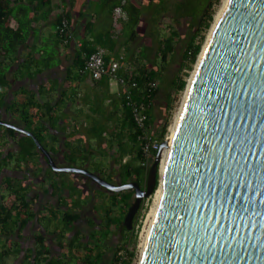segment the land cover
<instances>
[{
  "label": "trees",
  "instance_id": "1",
  "mask_svg": "<svg viewBox=\"0 0 264 264\" xmlns=\"http://www.w3.org/2000/svg\"><path fill=\"white\" fill-rule=\"evenodd\" d=\"M39 1L44 4L50 0ZM101 1L109 7L106 14L108 21L107 29L95 36L97 44L87 39L90 34V23L84 26L83 36L79 38L81 40H78L76 39V28L72 27L68 13L62 11L54 19L55 45H63L70 53L71 64L67 67L64 82H69L75 87H70V89L64 87L60 92V98L62 99L68 92L72 94L76 92L77 79L80 76H86L81 73L84 59L96 49L103 48L106 68H109L115 60L119 63L117 74L123 79L124 87H118L115 94L121 106V112L113 119L114 129L107 134H103L102 131L97 132L96 128H94L95 131L77 134V136H73V132L67 134L66 141L63 143L65 149L63 154L65 160L77 167L91 165L94 172L103 175L109 182L115 180L117 176L121 183L134 179L139 184H143L149 165L141 164V142L138 136L142 130L133 120L125 94L129 92L130 102L143 107L147 116L145 127L161 142L166 135L174 104L179 98L178 95L185 89L186 76L196 63L205 32L211 25L220 0ZM120 1H125L121 7L126 18L118 21V25L115 26L111 11L120 4ZM9 4L10 0H0V88L7 86L12 89L13 94L24 92L22 103H16V101L11 103L10 101L9 108H15V111L11 113H17L19 123L31 131L44 145L45 122L49 127L54 128L60 124L62 118L56 114V103L51 104L49 98L43 103L39 101L37 94L45 93L43 89L33 93L21 88L16 90L12 88L9 78L12 63L17 59H22L23 62L18 65V71L23 74L31 64L42 63L40 61L42 58L35 55V52L39 51L35 46V41L27 42L30 32L34 33L38 29V26L34 25V19L29 16L32 7L28 3L23 5L20 3L21 5L17 8L18 12L15 14L14 8ZM143 16L147 29L145 34L139 37L136 27ZM62 17L68 21L66 31L69 32L70 37L59 33L56 29ZM181 22H185L184 32L179 29ZM37 23L42 26L40 22ZM115 35H122L126 38V52L123 54L116 51ZM136 39H139L138 44L133 47L134 50H131L130 44ZM46 54L49 55V59H52L55 51ZM101 78H105L108 83L111 82L108 74H103L99 79ZM150 82H155V87H151ZM47 94L49 96V93ZM4 101L3 94L0 93V106L4 105ZM96 111L98 112V109ZM114 113L115 111L111 112V114ZM98 122L100 120L92 119L91 124L87 125L93 127ZM0 128L5 134L0 136V187L2 188L0 191V264H4V258L11 253L20 252L19 242L16 241L20 238L18 232L31 218L37 219L38 224H43L45 229L51 227L54 238L59 237L60 239L59 247H65L69 255H76L77 261L81 264H101L103 252L100 251V247L103 243L105 244L110 234H118V238L114 239L111 246L107 248L112 253L106 264H133L137 257L138 237L135 223L143 208V202H141L134 215L132 228L126 229L123 225V218L133 200V191L123 190L111 196L99 191L93 192L92 195L96 196L93 209L99 212L98 218L103 223H100L99 229L94 230V234L88 237L82 236L78 227L77 232H73L75 223L80 222L85 207L90 201V199L86 200L82 187L65 180L61 181V186L55 179L56 177L53 178L50 175V195L56 201L62 200L60 206L65 210L59 219L58 206L50 200H41L38 203L40 210L35 213L32 208L35 205L34 198L39 197V192L33 195L34 198H29L30 187L23 183V179L17 174H4L2 170L9 168L11 161H14L11 166L14 172L21 170V165L27 167L35 163L37 167L31 171L37 174L41 167L38 160L40 151L31 136L1 124ZM101 129L103 130V126ZM51 136L53 140H57V135ZM91 139L94 140L91 142ZM12 145L14 149L11 150L9 148ZM103 145L107 147L105 150L97 148ZM49 148L52 152L56 151L53 144ZM95 153L109 157L112 164L101 163V160L96 162L93 160ZM152 159L153 157L150 163ZM63 187L68 190L67 197L61 194L60 189ZM104 205L107 207H103ZM91 221L87 219V223ZM65 231H72L66 241L62 238V233ZM46 235L45 232L32 235V250L27 251L23 264L66 263H63L60 256L55 259L44 256L49 251ZM121 252L122 254H119Z\"/></svg>",
  "mask_w": 264,
  "mask_h": 264
},
{
  "label": "water",
  "instance_id": "2",
  "mask_svg": "<svg viewBox=\"0 0 264 264\" xmlns=\"http://www.w3.org/2000/svg\"><path fill=\"white\" fill-rule=\"evenodd\" d=\"M0 124L31 136L55 171L77 172L115 193L133 190L123 218L128 230L162 182L139 264H264V0L226 1L144 187L111 183L88 167H58L31 131Z\"/></svg>",
  "mask_w": 264,
  "mask_h": 264
},
{
  "label": "crops",
  "instance_id": "3",
  "mask_svg": "<svg viewBox=\"0 0 264 264\" xmlns=\"http://www.w3.org/2000/svg\"><path fill=\"white\" fill-rule=\"evenodd\" d=\"M124 2L125 1H120V4L115 6L114 8L116 9L117 7H119V13L115 12L114 9L111 11L114 17L113 25L115 26L118 25V21L124 20L126 18L124 10L121 7ZM20 3L22 5L28 3L32 7V11L29 13V16L34 19V25H37L38 29L34 33L30 32L27 42L29 43L31 40L35 41V46L37 49H39V51L35 52V55L37 57L42 58L40 60L42 61V63L31 64L30 68L26 70L23 74H21L18 71V65L21 64L23 61L22 59H17L11 65L9 78L12 88H14L15 90L21 88L24 91L37 93L39 89H43V92L45 93L37 94L39 101L43 103L49 98L51 104L56 103V114L59 115L62 120L60 124L55 126L54 128L49 127L47 125V122H45V130L43 131V134L45 135L44 145L49 147L51 146V144H53L55 149L60 146L62 150H65L63 143L66 141V135L71 132L74 133L73 136H77V134H83L88 131H95L94 128L97 129V132L102 131L103 134H107L112 131L114 129L113 119L120 115L121 112V106L115 94L118 91V85L114 82L108 83L105 78L94 80L88 76H80V78L77 79L76 92L73 94L71 92H68L66 96H63L61 99V90L64 89V87H66L67 89L73 87L72 84H70L69 82H64L67 67L70 66L71 61H69L70 53L67 52L65 47L60 44L55 45L56 40L54 36V19L58 14L62 13L63 11L68 13L72 27L76 28V39L81 40L79 38L83 36L82 31L84 30V26L90 23V34L87 39L90 42L97 44L95 36L98 33H102L107 29L108 16H106V14L109 7L103 4L101 0H50L48 3L44 4H41L39 0H10L9 5L14 8L15 14H17L18 12L17 8L18 5H21ZM37 22H40L42 26H39ZM146 29L147 24L143 16L136 27L137 34L139 35V37H142L145 34ZM116 32H118V29H116ZM115 38L116 51L121 54L125 53L126 38L122 35H115ZM138 41L139 39H136L134 43L130 44V46H132L131 50L135 49L133 47L138 44ZM50 51H55V54L53 55L52 59H49V55L46 54ZM52 86L53 88H51ZM0 93L3 94V98L5 99L4 105L0 106V118L4 121L23 127L17 120L18 114L11 113L15 111V108L12 107V109H10L9 105L10 101L11 103L13 101H16V103H22L25 96L24 92L13 94L11 88L3 86L2 88H0ZM47 93H49V96ZM96 109H98V112L96 111ZM42 110L44 111V108H42ZM113 111H115V113L111 114V112ZM92 119H98L100 120V122L96 123L95 126L90 127L87 124H91ZM101 126H103V130L101 129ZM53 134L57 135V140H53L51 136ZM2 135L5 134L3 132V129L0 128V136ZM93 140L94 139H91L90 141L92 142ZM97 148H99L100 150H105L107 147L103 145ZM9 149H14V146L12 145ZM93 156H97V158L93 159H96V162H99L101 160V163L103 162L107 165L109 163L110 165L112 164V161L107 156H102L97 153H95ZM13 164L14 161H11L10 167L4 168L2 170L3 173H9L10 175L17 174L23 179V183L27 184V186H29V184H35L36 186L37 184V190H34L32 189L34 187L29 186V198H34L33 195L36 194V191H38L39 193H43L42 196L38 195V198H34L35 205L33 206L32 210L35 213H38L40 210V205H38V203L41 202V200H50L55 206H58V218L60 219L65 209L60 206L62 200L56 201L50 195L51 179L49 176L51 175L53 178L56 177L55 179L57 180L58 184L61 185L62 180L71 183L73 178H75V175H61V172L49 173L47 167L44 166V164L42 163L40 171L37 174H34L31 171L37 167L35 163H32L27 167L26 165H21V170L14 172L11 169V166ZM90 166L91 165H88L87 167ZM42 178L44 180H42ZM77 180L78 185L82 187V191L86 195V200H91L90 195H92V193L95 191L104 193V191H100L99 189L93 186L92 180L87 179L81 174H77ZM60 190L62 196L67 197V188L63 187ZM0 191H2L1 187ZM93 201L88 204V210L90 212L89 215L91 214V216H82L83 218L85 217L92 220L91 223H87L86 221H82L81 223L76 222L73 232H77L78 227L80 229V234L82 236L88 237L90 234H94V230L99 229V224L101 223V220H99L98 218L99 212L93 209V204L96 202L95 200ZM103 207L106 208L107 206L104 205ZM51 230V227L45 229L43 224H38L37 219L31 218L23 227H21V229H19L18 232L20 234V238L16 239V241L19 242L18 244L20 252L18 254L11 253L8 257H5L4 264H23L27 251L32 250V235L40 232L47 233L46 238L48 240L47 244L49 251L47 254H44V256L48 258L52 257V259H55V257L60 256L63 259V263L66 262L65 264H81L80 261H77L76 255L70 254V256L69 252L67 251V249H65V247H59L60 239L59 237L54 238V234ZM71 234L72 231H65L62 233V238L66 241L69 239ZM113 237L114 234L108 235L107 241L105 242V244L103 243L100 247V251L103 252L101 264H106L108 260H110L112 251L108 250L107 248L110 247L111 242L114 241ZM1 241H3V239H1Z\"/></svg>",
  "mask_w": 264,
  "mask_h": 264
},
{
  "label": "built area",
  "instance_id": "4",
  "mask_svg": "<svg viewBox=\"0 0 264 264\" xmlns=\"http://www.w3.org/2000/svg\"><path fill=\"white\" fill-rule=\"evenodd\" d=\"M114 11L119 13L120 8L117 7L116 9H114ZM67 25H68L67 19L62 17L56 29L59 31V33L65 34L67 37H70L69 32L66 31ZM103 57H104L103 48H98L92 53L88 54L86 58L84 59V62L81 68V73L92 79H99L103 74H108L111 82L116 83L118 87H124L123 79L117 74V68L119 66L118 61L117 60L113 61L110 64L109 68H106ZM149 85L151 87H155L156 83L150 82ZM125 99L128 101V105L131 108V114L133 116L134 122L142 130V133L139 134L138 136V139L141 142V153H142L141 164L144 166H147L149 165L150 160L153 157V152L158 150L160 146V141L156 137H154L145 127L147 116L143 110V107L140 104H137L135 102H130L131 98H130L129 92H126ZM170 132H171V129H170ZM170 132L168 130L169 135H170ZM169 135L166 134L164 138L168 139ZM152 196L153 194L147 198H144L142 201L143 208L141 209V212L138 215L137 221L135 223L136 231L138 230L140 226L142 227L144 223L145 217L147 215L146 212H148V210L150 209L152 205V201H153ZM119 254H122V252Z\"/></svg>",
  "mask_w": 264,
  "mask_h": 264
},
{
  "label": "bare ground",
  "instance_id": "5",
  "mask_svg": "<svg viewBox=\"0 0 264 264\" xmlns=\"http://www.w3.org/2000/svg\"><path fill=\"white\" fill-rule=\"evenodd\" d=\"M226 1L227 0H224L221 9L219 10V12L217 13V15L215 17L214 23L212 24L211 29L209 30L208 37H207V39L205 41V44H204V46H203V48L201 50V53L198 56V59L196 61L195 67H194V69L192 71V74H190V77L188 78V83H187L186 89L184 91L182 103H181V105L179 107V110H178V112H177V114H176V116H175V118H174V120H173V122L171 123V126H170L171 127L170 128L171 132H170V135H169V138H168L169 144H170V141H171V139L173 137V133H174L177 121L179 119V115H180V112H181L182 105H183L185 97H186V95L188 93L189 85H190L191 79L193 77L194 70H195V68H196V66H197V64H198V62L200 60L202 51H203V49H204V47H205V45H206V43H207V41H208V39L210 37V34H211V32H212V30L214 28V25H215L216 21L218 20V18L220 17V14H221V12H222L225 4H226ZM168 150H169V147H165L163 149V151H162V156H161V161H160V163H161L160 173L161 174H162V171H163V167L165 165V161L167 159ZM162 194H163V184H162V182H160V184L157 186L156 190L153 193V201H152L153 203H152L149 211L147 212V215H146L145 220H144V225H143L142 232H141V235H142V243H141V251H140L141 254H142V252H143V250L145 248V245H146V242H147V238H148V235H149V231H150L151 225L153 223L154 217H155V215L157 213V210H158V207H159V204H160V201H161ZM141 254H140V256H141ZM139 262H140V257H139V260H138V264H139Z\"/></svg>",
  "mask_w": 264,
  "mask_h": 264
},
{
  "label": "flooded vegetation",
  "instance_id": "6",
  "mask_svg": "<svg viewBox=\"0 0 264 264\" xmlns=\"http://www.w3.org/2000/svg\"><path fill=\"white\" fill-rule=\"evenodd\" d=\"M44 147L49 151V153L51 154V158H52V160H53V162L55 163V165H57L58 167H60V166H64V165H72V166H75V165H73V164H71L69 161H67V160H65V158H64V154H63V152L65 151V150H62L61 148H60V146H58L57 148H56V151L55 152H52L51 150H50V148L49 147H47V146H45L44 145ZM38 159H39V162L40 163H42V164H44V166H46L47 167V169H48V171L49 172H55V173H59V172H64V171H55V170H53L52 168H51V166H50V164L47 162V160L45 159V157L40 153L39 154V157H38ZM74 173H76V174H74L75 176V178H73V180L71 181V183L73 184V185H75V186H77L78 185V182H77V172H74ZM100 175V174H99ZM100 176H102L104 179H105V177L103 176V175H100ZM42 180H44L43 178H42ZM129 181H134V179H131V180H128V182ZM111 183H114V184H121V182H120V180L118 179V177L116 176L115 177V180H113ZM29 186H31V187H34V188H32V189H36L37 190V184H36V186H35V184H29ZM93 186L94 187H96L97 189H99L100 191H104V193H106V195L107 196H111V194H113V193H115V192H113V191H111V190H108V189H106V188H104V187H102L101 185H99V184H97V183H95L94 181H93ZM140 186L141 187H144V183L143 184H140ZM133 191V190H132ZM36 192H38V191H36ZM43 195V193L42 192H40L39 193V196H42ZM90 197H91V200L89 201V203L90 202H92L93 200H95L96 201V196L95 195H90ZM94 202V201H93ZM88 208V205L85 207V210H84V214L83 215H85V217H89V216H91V214L89 215V210L87 209ZM82 216V215H81ZM81 218L80 219V222H78V223H81L82 221H86L87 222V219L88 218Z\"/></svg>",
  "mask_w": 264,
  "mask_h": 264
},
{
  "label": "rangeland",
  "instance_id": "7",
  "mask_svg": "<svg viewBox=\"0 0 264 264\" xmlns=\"http://www.w3.org/2000/svg\"><path fill=\"white\" fill-rule=\"evenodd\" d=\"M223 2H224V0H220V3L217 5V7H216V9H215V12H214V18H213V20H212V22H211V25H210V27L206 30V32H205V36H204V39H203V41H202V48H203V46H204V44H205V41H206V39H207V37H208V34H209V30L211 29V26H212V24L214 23V20H215V17H216V15H217V13L219 12V10L221 9V7H222V4H223ZM179 29L181 30V32H184L185 30H186V26H185V22H181V25L179 26ZM200 54V53H199ZM199 56V55H198ZM196 64V63H195ZM195 66V65H194ZM193 69H194V67L192 68V70H190L189 71V74L186 76V80H187V82H188V78L190 77V74H192V71H193ZM183 95H184V93L182 92L180 95H178V100L176 101V103L174 104V108H173V110H172V115H171V117H170V119H169V123H168V126H167V132H166V134H168L169 135V133H168V130H169V132H170V126H171V123L173 122V120H174V118H175V116H176V114H177V112H178V110H179V107H180V105H181V103H182V99H183ZM94 158H97V156H93V159ZM96 160V159H95ZM99 161V160H98ZM89 168V170H91V171H93V168L90 166V167H88ZM74 174H76V173H74V172H63V174L61 173V175H67V176H69V175H74ZM86 177V176H85ZM87 179H89L88 177H86ZM86 180V179H85ZM77 182H78V180H77ZM153 197V196H152ZM110 203H111V201H110ZM150 203V202H149ZM153 203V202H152ZM111 208H113V207H111ZM147 211V210H146ZM149 211V210H148ZM147 213V212H146ZM143 225H144V223H143ZM143 225H142V227L140 226L139 228H138V231H137V234H138V237H137V257H136V260L134 261V263L133 264H138V260H139V257H140V254H141V243H142V235H141V232H142V228H143ZM141 237V238H140ZM114 239H116V238H118V234H115L114 235V237H113ZM140 246V247H139Z\"/></svg>",
  "mask_w": 264,
  "mask_h": 264
},
{
  "label": "clouds",
  "instance_id": "8",
  "mask_svg": "<svg viewBox=\"0 0 264 264\" xmlns=\"http://www.w3.org/2000/svg\"><path fill=\"white\" fill-rule=\"evenodd\" d=\"M198 58V57H197ZM197 61V60H196ZM186 87V86H185ZM150 165V164H149ZM143 201V200H142Z\"/></svg>",
  "mask_w": 264,
  "mask_h": 264
}]
</instances>
